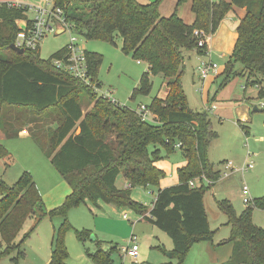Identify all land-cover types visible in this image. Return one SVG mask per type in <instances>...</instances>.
I'll use <instances>...</instances> for the list:
<instances>
[{
    "label": "trees",
    "instance_id": "obj_1",
    "mask_svg": "<svg viewBox=\"0 0 264 264\" xmlns=\"http://www.w3.org/2000/svg\"><path fill=\"white\" fill-rule=\"evenodd\" d=\"M53 1L86 39L117 44L120 37L124 53L147 63L132 99L150 94L152 76H163L168 92L165 98L154 97L148 105L154 114L152 121L143 120L136 109L115 104L95 91L93 84L102 85L97 73L103 55L86 51L92 77L89 85L54 64L55 59L64 58L66 48L49 59H42L39 51L13 50L11 44L20 29L18 22L29 20V9L1 3L0 129L7 138H14L23 126L31 125V136L72 191L61 206L46 212L31 173L24 172L11 185L0 178V260L15 252L12 261L20 264L25 257L23 246L38 224L46 216H57L63 221L54 231L48 264H68L65 239L72 228L68 212L90 201L144 215L172 238L175 264H184L194 244L213 241L204 197L221 176V170L215 169L208 158L211 141L217 137L209 114L193 110L183 88L184 51L204 55L194 31L214 34L234 6L245 7L247 13L237 26L238 39L221 75V86L245 77L249 84L259 87L258 99L264 100V0H193V24L185 23L176 12L163 17L159 8L164 0L148 4L138 0ZM81 94L88 95L93 103L87 112L83 110ZM16 109L30 110L33 116L15 113ZM108 135H115V140ZM178 143L182 144L180 148ZM176 147L186 160L177 169L179 182L160 189L151 208L133 200L131 188L136 185L160 187L165 176V171L156 165L164 158L161 148L170 155L178 150ZM8 155L0 145V158ZM122 174L131 188L117 186ZM202 176L212 184L192 188L190 181ZM218 206L232 226L229 241L233 251L222 264H264V228L255 225L252 218L255 208L264 210V196L254 199L240 215L228 199L218 202ZM36 216V223L25 232L27 221ZM76 234L80 241L91 237V231L86 229ZM97 246V251L89 254L93 261L111 264V252L102 249L98 241Z\"/></svg>",
    "mask_w": 264,
    "mask_h": 264
},
{
    "label": "rangeland",
    "instance_id": "obj_2",
    "mask_svg": "<svg viewBox=\"0 0 264 264\" xmlns=\"http://www.w3.org/2000/svg\"><path fill=\"white\" fill-rule=\"evenodd\" d=\"M14 1H21L23 5L32 7L45 5V1L42 0ZM27 13L34 17L33 11L29 10ZM72 36L76 37L79 44L87 51L99 53L104 57L97 73V77L102 83L97 92L99 95L110 92L112 97L122 105L138 110L139 105H149L154 97L165 96L168 92L167 81L163 79V76H152L153 87L150 94L138 95L136 99H132L133 91L139 85L141 76L147 70L148 65L144 61H138L132 55L124 53L120 37L117 39V44H112L101 39L88 40L79 34L75 28L66 29L63 33H50L40 43L39 52L42 59H49L55 52L65 48ZM184 55L185 69L182 75V84L189 106L198 112L205 111L206 107L202 102V94L195 91V83H197L195 74H198L196 71L200 59L195 51H184ZM202 58L209 60L205 55ZM223 80V76H219L209 89V105L215 102L218 105L213 112H208L212 121V128L217 133V137L211 141L208 149L209 161L215 169L222 168V163L225 161H232L236 167H240L249 159L248 154L250 153L255 162V167L244 175L234 173L232 176L217 182L214 195V187L206 193L204 198L210 228L213 231V241L194 244L186 255L184 264H222L227 261L233 251V244L229 241L232 226L229 223L228 215L219 208L218 202L228 199L236 213L240 215L247 206L243 202L241 193L244 184L248 185L253 199L264 195V100L257 99L256 85L250 84L246 88L247 79L245 77H237L227 84L229 85L234 80L238 82L234 86V93L243 97L241 100L232 101L233 94L227 100L217 98L214 100L213 95L220 93L227 86L221 87ZM205 95L206 88H204ZM80 98L84 112L91 110L93 107V103L90 102L91 98L83 94L80 95ZM230 103H232V108L231 106L225 108ZM238 106L246 107L248 119L244 120L243 116L237 113ZM256 106L260 109L259 111L255 110ZM14 112L33 116V112L30 110L16 109ZM25 128L28 132L30 131L29 127H22V129ZM108 136L113 141L116 138L115 135ZM0 145L10 155V158H0V178L11 185L24 172H30L40 194L44 197L46 212L64 203L67 196L62 201L57 202L51 195H47L48 191L58 185V180H65L32 136L5 137L0 140ZM151 149L154 147L152 146ZM161 153L164 158L158 163L165 171V181H171L170 178H173L179 182L175 169L185 163L183 153L178 149L175 153L167 155L163 148H161ZM66 184L68 183L66 182ZM118 184H124L123 174L119 176ZM158 192L159 187L156 186L136 185L132 189L131 196L133 200L150 208ZM124 211H127L129 220L123 218ZM137 217L138 214L133 210L120 209L104 202L95 204L88 201L70 209L67 219L72 228L67 231L65 239L66 245L68 239L67 247L70 251L69 264H97L89 255L97 251L96 241L100 243L102 249L111 252V264H175L177 259L171 255V249L174 246L172 238L146 219L138 222ZM252 218L255 225L264 228L263 209L255 208L252 212ZM36 221L37 216L28 220L24 231L28 232ZM62 221L63 218L57 216L54 218L46 216L42 219L36 232L24 244L23 249L26 255L20 264L48 263L54 231L61 225ZM83 229L90 230L91 237L80 241L76 232ZM133 235L137 236L140 245L138 260H134L123 253V247L128 245V241ZM92 236L96 237V241L92 239ZM15 256L16 253L14 252L3 257L0 264H15L12 261Z\"/></svg>",
    "mask_w": 264,
    "mask_h": 264
},
{
    "label": "built area",
    "instance_id": "obj_3",
    "mask_svg": "<svg viewBox=\"0 0 264 264\" xmlns=\"http://www.w3.org/2000/svg\"><path fill=\"white\" fill-rule=\"evenodd\" d=\"M17 6H26L29 10L33 11L34 17L30 20V23H25L20 26L19 32L16 36L15 44L21 48L39 51L41 41L50 33L58 31V29H72L73 25L67 20L65 11L57 7L52 0H45V5L40 7H32L23 4H13ZM194 35L199 38V47L204 48L205 56L209 58L211 52L207 46V42L211 37V34L206 33L204 30L196 29ZM66 55L64 58L55 59L54 64L67 71L74 78L79 79L86 84L92 85V77L89 73V66L86 57V49L81 46L76 37L72 36L70 42L65 47ZM220 71L218 63L214 62L211 58L209 60L202 59L197 67V75L200 80V86L197 87V92L204 94V83L207 79L217 76ZM96 92L100 87L93 84ZM104 98L111 100L115 104H120L115 98L112 97V93L104 92L100 94ZM121 105V104H120ZM207 112H213L217 106L216 104L209 105V101L205 102ZM138 113L145 121H152L154 114L149 109L148 105L141 104L138 107ZM178 148L182 146L181 143L176 144ZM248 160L240 167H236L232 161H225L222 163L220 179H225L230 176L231 173L239 171L243 175L255 167V162L252 160V154H248ZM219 179V180H220ZM192 188L202 185H211L212 181L205 176L197 177L190 181ZM131 188V184L128 185ZM243 202L248 206L253 203L250 189L247 184H244L241 190ZM124 255L137 260L140 254V245L137 241V236L133 235L128 241V245L123 247Z\"/></svg>",
    "mask_w": 264,
    "mask_h": 264
},
{
    "label": "crops",
    "instance_id": "obj_4",
    "mask_svg": "<svg viewBox=\"0 0 264 264\" xmlns=\"http://www.w3.org/2000/svg\"><path fill=\"white\" fill-rule=\"evenodd\" d=\"M42 1H45V0H42ZM138 1L140 3H142V4H148L149 3V0H138ZM214 1H219V0H214ZM225 1L232 2V0H225ZM4 2H8V3H11V4H23L21 1L0 0V4L1 3H4ZM192 7H193V0H184V1H181V2H180V0H164L161 3V5H160L159 10H160V14L163 17H170L174 12H176L178 14V16L185 23H187V24H193L194 21H195L196 15H195ZM246 13H247V10H246L245 7L234 6L233 11L221 22L218 30L214 34H211V37H210V39L207 42V46H208V48H209V50L211 52L209 58H211L214 62H216V63L219 64L220 71H219V74L217 76H214V77L209 78V80L204 83V88H206V95L204 96V94L203 95L200 94L201 95V98H202V102H203L204 105H205V102H207V101H209V103H210V91H209V89L218 80L219 76H221L223 74L224 70H225L226 62H227L229 56L232 54V52H233V50L235 48L237 39H238L237 26L239 24V21L245 17ZM27 16H28V19H29L28 21H30V20L33 19V17H31L30 15H28V13H27ZM28 21L27 20H20L18 23H19L20 26H23ZM63 32H65V31L62 28L61 29H58V31H57V33H63ZM197 55H198V57H199V59L201 61L203 59L202 58L203 55H199V54H197ZM195 77L197 78V83H195V87L197 89V87L200 86V80H199V77L196 74H195ZM236 84H238V82L236 80H234L229 85H227L226 87H224V89L220 93L214 94L213 95V99L215 98L214 100H216V98H217V99H220V100H227V99H229V96L233 94L232 101L235 100V102H238V100H241L243 97H241L239 95H235L236 93H234V86ZM249 85L250 84L248 82H246V88ZM196 89H195V91H197ZM258 92H259V87L257 86V92H256L257 93L256 94L257 95V99H258ZM166 95H167V93H166ZM166 95L165 96H162L161 98H165ZM214 104H216V102ZM231 104L232 103L227 104V106L225 108H228L230 106L232 108V105ZM216 106L218 107L217 104H216ZM237 113L239 115H242L244 120L248 119L247 118L248 110L246 109L245 106H238ZM30 126L31 125H26V127H30ZM78 132H79V130H78ZM18 136L19 137H27V136H31V134H30V131L28 132V130L25 128V129H22L19 132ZM5 137H6V135L0 129V140L3 139V138H5ZM9 156L10 155H8L7 157H4V158H10ZM185 163H186V160H185ZM156 165L158 167H160L162 170H164L159 165L158 162L156 163ZM183 165H181V166H183ZM181 166H179V167H181ZM179 167H176L175 170L177 171V169ZM221 169L222 168H220L218 170H221ZM234 173H240V172L239 171H235V172L231 173L230 176H232V174H234ZM176 174H177V172H176ZM177 176H178V174H177ZM123 178H124V184L123 185L118 184V180H117V186L119 188H121V189L122 188L127 189L128 188V185H130V183L128 182V180L124 176H123ZM170 180L171 181H168L167 182V181H165V178L161 179V183H160L159 190L160 189H163L165 187H169V186L175 185V184L178 183V181L176 179L170 178ZM221 180L222 179L218 180L217 182H219ZM58 182H59L58 185L54 186V188H52L47 193V195H51V197L54 198L57 202L58 201H62L72 191L71 188H70V186L68 184H66V182L63 181V179L58 180ZM215 185H214V189H213V195L215 194V191H214L215 190ZM133 188H131V190ZM263 196H261V197H263ZM156 197L153 199V202L155 201ZM43 198L44 197L42 196V199ZM153 202L151 203L152 204L151 207L153 206ZM43 203H44V199H43ZM205 206H206V204H205ZM207 215H208V213H207ZM143 216L144 215H139L138 214L137 221L138 222L142 221L144 219ZM148 216H150V215L148 214ZM123 218L125 220H129V215H128L127 211H124ZM39 224H38V226H39ZM38 226H37V228H38ZM153 226H155V225H153ZM36 230H35V232H36ZM92 239L96 241V237L95 236H92ZM67 246H68V239H67ZM23 248H24V246H23ZM68 251H69V249H68ZM69 254H70V251H69ZM25 255H26V253H25ZM171 255H172V253H171ZM50 258H51V253H50L49 261H50ZM49 261H48V263H49ZM68 264H69V262H68Z\"/></svg>",
    "mask_w": 264,
    "mask_h": 264
},
{
    "label": "water",
    "instance_id": "obj_5",
    "mask_svg": "<svg viewBox=\"0 0 264 264\" xmlns=\"http://www.w3.org/2000/svg\"><path fill=\"white\" fill-rule=\"evenodd\" d=\"M11 48L13 50L17 51L18 53H24L25 52V49L24 48H21V47L17 46L15 43H12L11 44ZM255 110H258L259 111L260 109L258 108V106H256L255 107Z\"/></svg>",
    "mask_w": 264,
    "mask_h": 264
}]
</instances>
